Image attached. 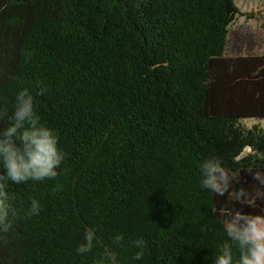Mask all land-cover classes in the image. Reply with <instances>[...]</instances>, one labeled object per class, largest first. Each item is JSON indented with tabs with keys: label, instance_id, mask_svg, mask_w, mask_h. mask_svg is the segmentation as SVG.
<instances>
[{
	"label": "trees",
	"instance_id": "obj_1",
	"mask_svg": "<svg viewBox=\"0 0 264 264\" xmlns=\"http://www.w3.org/2000/svg\"><path fill=\"white\" fill-rule=\"evenodd\" d=\"M238 1L0 0V127L27 87L66 153L55 180L9 183L0 264H96L105 248L121 264H214L226 197L200 189L198 163L264 153V52L246 33L231 48ZM250 183L242 169L236 187ZM33 197L42 211L25 217Z\"/></svg>",
	"mask_w": 264,
	"mask_h": 264
},
{
	"label": "clouds",
	"instance_id": "obj_2",
	"mask_svg": "<svg viewBox=\"0 0 264 264\" xmlns=\"http://www.w3.org/2000/svg\"><path fill=\"white\" fill-rule=\"evenodd\" d=\"M253 155L255 162L244 168L226 166L216 154L207 155L198 163L200 189L214 197H226L217 216L226 239L216 252L214 264H264V153ZM65 159L56 130L41 121L34 96L27 87L22 88L14 95L7 124L0 127V232H8L13 225L9 201L14 196L7 191L9 183L55 180ZM242 169L251 176V183L237 188ZM231 202H238L240 207ZM245 207L253 211L246 212ZM42 208L40 200L33 197L22 213L34 217L40 215ZM124 241L123 233L114 236L116 245L122 247ZM98 242L96 227H86L76 254L85 257ZM146 246L143 236L131 242L136 249L132 254L134 261L144 257ZM96 264H121V260L117 252L105 248Z\"/></svg>",
	"mask_w": 264,
	"mask_h": 264
},
{
	"label": "rangeland",
	"instance_id": "obj_3",
	"mask_svg": "<svg viewBox=\"0 0 264 264\" xmlns=\"http://www.w3.org/2000/svg\"><path fill=\"white\" fill-rule=\"evenodd\" d=\"M241 14L232 25V33L230 36V44L237 45L236 33L247 34L254 39L255 50L260 53L264 52V0L247 1L241 0L237 2ZM254 50V51H255ZM264 126V119L255 121ZM251 124L250 121H248Z\"/></svg>",
	"mask_w": 264,
	"mask_h": 264
}]
</instances>
